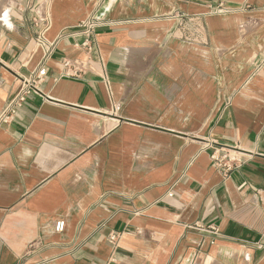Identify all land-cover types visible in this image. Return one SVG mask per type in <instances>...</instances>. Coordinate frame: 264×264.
<instances>
[{
  "label": "crops",
  "instance_id": "1",
  "mask_svg": "<svg viewBox=\"0 0 264 264\" xmlns=\"http://www.w3.org/2000/svg\"><path fill=\"white\" fill-rule=\"evenodd\" d=\"M6 20L0 117L47 76L0 123V264H264V0H15Z\"/></svg>",
  "mask_w": 264,
  "mask_h": 264
},
{
  "label": "built area",
  "instance_id": "2",
  "mask_svg": "<svg viewBox=\"0 0 264 264\" xmlns=\"http://www.w3.org/2000/svg\"><path fill=\"white\" fill-rule=\"evenodd\" d=\"M40 25V32L37 36L36 47H41L44 50L45 56L48 57L54 51L56 44L49 43L46 41L44 35L46 30L49 27V19L46 18L42 22L38 23ZM100 23L94 19L89 18L87 21L80 24V35L84 38V42L80 45V47L84 48L88 54H92L96 45V31L99 28ZM65 66L67 68L70 67V62L66 61ZM78 71L76 69L69 70L66 72L65 76L70 78L78 77ZM47 76V70L45 67H42L33 72V74L28 78H21V86L19 93L17 96L9 103L8 107L4 111V113L0 117V123H7L8 119L13 115L20 107H22L23 103L27 100L29 96L32 94H39V86L45 80ZM216 166L220 169H224L225 173H229L237 168L241 160L237 156H222V158L215 159ZM194 229L211 234L215 237L219 235V231L216 227L209 226L204 227L200 225H194ZM65 230V222L58 221L55 223V231L57 233H63ZM122 238V233L119 232H111L107 238L110 245L117 249L119 247V243Z\"/></svg>",
  "mask_w": 264,
  "mask_h": 264
},
{
  "label": "rangeland",
  "instance_id": "3",
  "mask_svg": "<svg viewBox=\"0 0 264 264\" xmlns=\"http://www.w3.org/2000/svg\"><path fill=\"white\" fill-rule=\"evenodd\" d=\"M13 1L15 0H0V25L6 23V17L9 16V9L11 7V4H13Z\"/></svg>",
  "mask_w": 264,
  "mask_h": 264
},
{
  "label": "clouds",
  "instance_id": "4",
  "mask_svg": "<svg viewBox=\"0 0 264 264\" xmlns=\"http://www.w3.org/2000/svg\"><path fill=\"white\" fill-rule=\"evenodd\" d=\"M5 15H7V14H5Z\"/></svg>",
  "mask_w": 264,
  "mask_h": 264
},
{
  "label": "bare ground",
  "instance_id": "5",
  "mask_svg": "<svg viewBox=\"0 0 264 264\" xmlns=\"http://www.w3.org/2000/svg\"><path fill=\"white\" fill-rule=\"evenodd\" d=\"M2 18V17H1Z\"/></svg>",
  "mask_w": 264,
  "mask_h": 264
}]
</instances>
